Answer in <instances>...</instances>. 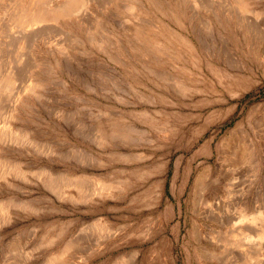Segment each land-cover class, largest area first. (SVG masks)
Listing matches in <instances>:
<instances>
[{
	"label": "rangeland",
	"instance_id": "374dc122",
	"mask_svg": "<svg viewBox=\"0 0 264 264\" xmlns=\"http://www.w3.org/2000/svg\"><path fill=\"white\" fill-rule=\"evenodd\" d=\"M47 2L0 0V264H264V0Z\"/></svg>",
	"mask_w": 264,
	"mask_h": 264
},
{
	"label": "bare ground",
	"instance_id": "6f19581e",
	"mask_svg": "<svg viewBox=\"0 0 264 264\" xmlns=\"http://www.w3.org/2000/svg\"><path fill=\"white\" fill-rule=\"evenodd\" d=\"M94 3V0H48V8L49 10L55 13L56 17H68V16H76L78 17L80 15V13H82V11L84 12L85 8L87 9V4L92 2ZM116 2H118V0H114ZM98 2V1H95ZM109 2V1H108ZM21 3V2H20ZM42 3V2H41ZM99 3V2H98ZM101 4L104 3L103 1L100 2ZM96 4V3H94ZM99 5V4H97ZM104 5V4H103ZM229 7V6H228ZM127 11H129L132 14H137V12L134 11V7L132 5H129L127 7H125ZM138 11V9H137ZM241 14L245 13L246 10H244L243 8L241 9ZM85 14V13H84ZM87 14V13H86ZM241 17V16H240ZM248 17V16H247ZM79 18V17H78ZM65 20V18H64ZM240 20V19H239ZM246 20V19H245ZM244 20V21H245ZM98 21V20H97ZM247 22V21H246ZM250 26H247L248 29ZM257 27V24H256ZM33 28V27H32ZM95 28V27H94ZM95 30V29H94ZM133 34L135 35L136 38H138L141 41H145V39H147L146 41H148L149 38V45L151 44V46H155L157 47L161 53L165 54V51H167L165 48H163V46L156 40H152L148 35L147 32L142 31V29H139L137 27H133ZM64 31V30H63ZM92 31V30H91ZM62 32V31H61ZM63 33V32H62ZM88 35H92V34H88ZM71 40L70 41H74L75 42V36L69 34ZM24 37V36H23ZM22 37V38H23ZM21 38V37H20ZM88 38V37H87ZM91 41H93V38H90ZM151 39V40H150ZM137 40V39H136ZM32 41V40H31ZM36 41V40H35ZM145 41V42H146ZM24 41H22L23 43ZM28 42V41H27ZM24 42V43H27ZM29 44V43H28ZM168 49V48H167ZM20 53V52H19ZM22 53V52H21ZM25 54V52L22 54V56ZM166 56V55H165ZM20 57V56H19ZM14 62H16V60L18 59V56L16 54V56L14 58H12ZM11 59H9L10 61ZM13 61H10L11 63H14ZM9 62V63H10ZM4 65V64H3ZM25 70V69H24ZM24 74V73H23ZM14 75V74H13ZM13 75L11 73V70L5 71L4 74H2L0 76V86H2L3 83H10V80L13 78ZM25 75V74H24ZM19 78V76L17 77ZM22 81V80H21ZM1 91V90H0ZM5 93V92H4ZM233 155V154H232ZM80 185V184H79ZM256 209V208H255ZM254 214V213H253ZM240 219V222L242 223H246L252 226H256V224L258 223H263L264 224V214L262 212H258V214H255V217H246V216H242ZM248 225V226H249ZM256 233L253 235L250 234H244L241 238V242H243V244H247L249 250L248 253L245 252V257H244V261H249V263L247 262V264H250L252 262V253H255V251L257 250V248H259L258 246L260 245V241H261V237H260V229L256 228L255 229ZM251 232V231H250ZM262 236V235H261ZM263 246V245H262ZM232 256V255H231ZM243 256V254H242ZM233 258V257H232ZM231 258V259H232ZM243 258V257H242ZM247 259V260H246ZM227 261V260H226ZM233 262V261H232ZM254 262V260H253ZM253 262L251 264H253ZM245 263V262H244ZM230 264V262H229ZM246 264V263H245ZM255 264V263H254Z\"/></svg>",
	"mask_w": 264,
	"mask_h": 264
}]
</instances>
